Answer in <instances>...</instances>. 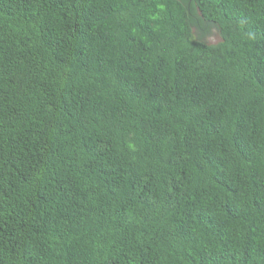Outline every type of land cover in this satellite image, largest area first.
<instances>
[{"label": "trees", "instance_id": "16d2710c", "mask_svg": "<svg viewBox=\"0 0 264 264\" xmlns=\"http://www.w3.org/2000/svg\"><path fill=\"white\" fill-rule=\"evenodd\" d=\"M0 264H264V0H0Z\"/></svg>", "mask_w": 264, "mask_h": 264}, {"label": "rangeland", "instance_id": "374dc122", "mask_svg": "<svg viewBox=\"0 0 264 264\" xmlns=\"http://www.w3.org/2000/svg\"><path fill=\"white\" fill-rule=\"evenodd\" d=\"M208 27V31L205 29ZM193 36H196L208 44H215L220 41L219 30L214 24L205 23L203 29L193 28Z\"/></svg>", "mask_w": 264, "mask_h": 264}]
</instances>
